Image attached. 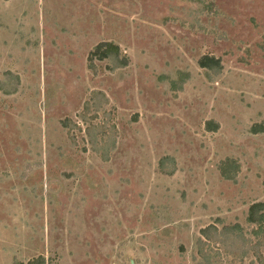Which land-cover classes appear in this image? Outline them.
<instances>
[{"label":"rangeland","instance_id":"374dc122","mask_svg":"<svg viewBox=\"0 0 264 264\" xmlns=\"http://www.w3.org/2000/svg\"><path fill=\"white\" fill-rule=\"evenodd\" d=\"M255 124L264 0H0V264H264Z\"/></svg>","mask_w":264,"mask_h":264},{"label":"trees","instance_id":"16d2710c","mask_svg":"<svg viewBox=\"0 0 264 264\" xmlns=\"http://www.w3.org/2000/svg\"><path fill=\"white\" fill-rule=\"evenodd\" d=\"M121 55V49L120 46L115 44L112 41H102L98 43L94 49L90 52L89 60L93 62L95 59L97 60H106L111 59L115 63L116 67H125L128 64V57L123 56L120 58ZM199 66L201 68H204L207 70V72H213L215 74H219L222 69V61L220 58L214 56L205 54L203 55L199 61ZM210 76V74H208ZM17 82H19L17 78ZM184 78L180 80V82H173V85L176 88L180 87L181 84H183ZM179 85V86H178ZM3 87V86H1ZM17 88L6 90L4 89L6 94H12L16 92ZM220 125L217 122H214L213 120H209L206 122V130L211 132H216L219 130ZM251 131L255 134L264 132V127L258 126L255 124ZM240 162L237 159L234 158H227L223 160L220 165V172L222 176L227 180H234L237 172L240 169ZM247 221L249 224L254 225V233L259 235H264V202H254L250 205L248 215H247ZM218 231V228L213 224L211 226H208L202 230V234L206 238H211V233ZM242 231V227L239 224H235L232 226L225 227L221 230L222 235L225 234L226 236L236 234L238 232ZM262 256V254H261ZM260 256V257H261ZM22 264V263H20ZM25 264H46V258L44 256H39L35 259L29 260Z\"/></svg>","mask_w":264,"mask_h":264}]
</instances>
